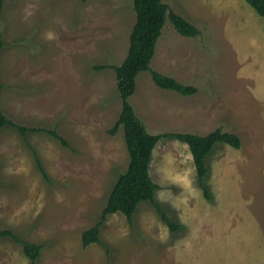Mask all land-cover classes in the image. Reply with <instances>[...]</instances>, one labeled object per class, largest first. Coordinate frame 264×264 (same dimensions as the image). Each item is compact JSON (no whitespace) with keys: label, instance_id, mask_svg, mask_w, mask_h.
<instances>
[{"label":"rangeland","instance_id":"rangeland-1","mask_svg":"<svg viewBox=\"0 0 264 264\" xmlns=\"http://www.w3.org/2000/svg\"><path fill=\"white\" fill-rule=\"evenodd\" d=\"M199 34L166 20L150 69L196 88L182 96L136 78L128 102L149 134H236L206 157L203 196L188 148L161 139L149 164L154 202L127 222L108 215L99 243L82 233L100 220L128 165L115 73L135 21L132 0H4L0 107V230L41 246L37 264H264V21L244 0H161ZM104 66L99 69L98 67ZM40 164L42 171L37 164ZM0 264H30L0 236Z\"/></svg>","mask_w":264,"mask_h":264},{"label":"trees","instance_id":"trees-1","mask_svg":"<svg viewBox=\"0 0 264 264\" xmlns=\"http://www.w3.org/2000/svg\"><path fill=\"white\" fill-rule=\"evenodd\" d=\"M3 1L0 0V17ZM244 2L264 21V0H244ZM132 9L135 21L129 34L127 54L119 65L108 66L115 73L116 89L121 100V110L118 119L113 127L108 130V133L114 135L122 127L128 152V165L125 172L117 177L102 208L100 220L82 233L81 244L83 247L100 242V228L108 215L121 213L125 216L127 222L130 223L140 202H149L170 231L178 229V225L154 202V193L157 185L152 182L149 176V164L152 159V153L161 139H176L187 146L192 157L191 160L195 168L199 187L202 189L203 196L206 199H210L207 187L203 184L205 176L208 174V166L206 165L208 153L217 143L229 145L234 149L240 147V139L236 134L222 131L220 128L204 135L179 132L153 135L147 132L144 124L139 120L133 107L128 102L129 97L136 89V78L140 72L149 71L156 86L165 90L175 91L182 96L192 95L196 91L195 87L181 84L173 77L162 75L149 67V62L154 56L156 43L166 20L183 37H195L200 32L193 24L171 10L161 0H132ZM3 46L4 41L0 32V50ZM98 68L102 69L104 66ZM1 90L2 84L0 82V93ZM8 125L17 128L22 134L26 131L47 132L64 145L66 144L64 139L54 133V131L17 126L4 115L0 107V130ZM37 164L42 171L38 161ZM0 236L9 237L19 243L30 264H37L41 250L40 245L22 240L8 229L0 230Z\"/></svg>","mask_w":264,"mask_h":264}]
</instances>
